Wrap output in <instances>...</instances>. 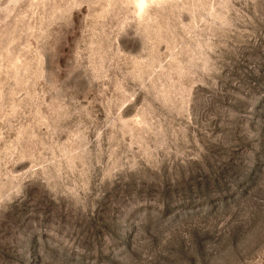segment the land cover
I'll return each mask as SVG.
<instances>
[{
  "label": "rangeland",
  "instance_id": "374dc122",
  "mask_svg": "<svg viewBox=\"0 0 264 264\" xmlns=\"http://www.w3.org/2000/svg\"><path fill=\"white\" fill-rule=\"evenodd\" d=\"M146 2L0 0V264H264V0Z\"/></svg>",
  "mask_w": 264,
  "mask_h": 264
},
{
  "label": "clouds",
  "instance_id": "9594fccd",
  "mask_svg": "<svg viewBox=\"0 0 264 264\" xmlns=\"http://www.w3.org/2000/svg\"><path fill=\"white\" fill-rule=\"evenodd\" d=\"M132 8L136 10L137 15L143 14L146 9L149 7L146 0H132ZM133 38H138V33L133 32Z\"/></svg>",
  "mask_w": 264,
  "mask_h": 264
}]
</instances>
